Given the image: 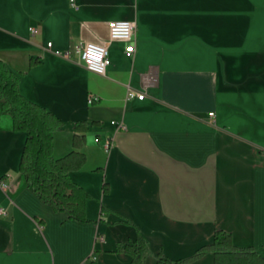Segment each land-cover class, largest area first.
<instances>
[{"label":"crops","instance_id":"crops-1","mask_svg":"<svg viewBox=\"0 0 264 264\" xmlns=\"http://www.w3.org/2000/svg\"><path fill=\"white\" fill-rule=\"evenodd\" d=\"M112 21L136 23V50L110 43L101 76L76 49L107 43ZM0 60L63 123L54 158L86 156L70 177L90 195L87 222L38 198L19 171L27 134L0 103V264H131L116 247L139 236L145 264L176 262L217 230L264 254V0H0Z\"/></svg>","mask_w":264,"mask_h":264},{"label":"trees","instance_id":"trees-1","mask_svg":"<svg viewBox=\"0 0 264 264\" xmlns=\"http://www.w3.org/2000/svg\"><path fill=\"white\" fill-rule=\"evenodd\" d=\"M37 62L33 61L34 65ZM0 103L4 113L11 115L14 131L25 132L27 139L23 148L19 171L29 186L45 204L55 212L67 213L71 220L87 222L86 204L90 195L70 177L86 163V156L73 151L67 156L55 159L53 156V132L63 129V123L45 108L27 100L19 90V77L0 60ZM85 132V124L76 126ZM85 136L75 135L74 146L82 148ZM108 192L107 184L103 187ZM148 244L141 237L133 242L119 243L117 253L131 256V264H145ZM214 255V264H264V254L253 248H239L232 237L223 230H217L211 245L202 247L194 256L168 262L160 256L157 264H187L205 253Z\"/></svg>","mask_w":264,"mask_h":264},{"label":"built area","instance_id":"built-area-1","mask_svg":"<svg viewBox=\"0 0 264 264\" xmlns=\"http://www.w3.org/2000/svg\"><path fill=\"white\" fill-rule=\"evenodd\" d=\"M137 25L132 21H112L108 24L109 37L108 42L105 44L98 43H85L80 44L77 47V53L79 54L80 61L83 66L90 72L97 75H105L107 68L110 65L109 50L108 45L112 42H125L130 45L126 48V53L128 55H133L135 53V45L131 44L134 39ZM31 33L33 35L39 34V30L32 28ZM48 47H52V43H48ZM54 53L60 57L67 58L69 56L68 52L54 51ZM146 97V93L142 91H137L134 89H129L127 92V100L139 99L143 100ZM98 100L97 97H90L88 99L89 104H93ZM213 116V113L210 114ZM108 147V144H107ZM1 186L6 188L5 183H1ZM5 215L4 209H0V217Z\"/></svg>","mask_w":264,"mask_h":264}]
</instances>
